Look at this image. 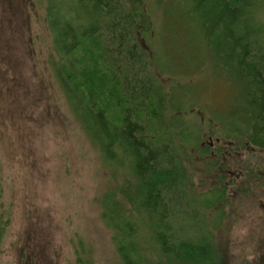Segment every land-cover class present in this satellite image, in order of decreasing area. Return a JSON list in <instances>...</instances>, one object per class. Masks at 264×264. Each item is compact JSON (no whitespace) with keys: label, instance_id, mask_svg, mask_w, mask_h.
Instances as JSON below:
<instances>
[{"label":"trees","instance_id":"16d2710c","mask_svg":"<svg viewBox=\"0 0 264 264\" xmlns=\"http://www.w3.org/2000/svg\"><path fill=\"white\" fill-rule=\"evenodd\" d=\"M177 1L184 38L204 48L211 71L234 89L225 116L208 120L215 123L190 124L182 112L194 88L142 48L149 36L142 0H60L68 15L52 5L48 12L59 95L116 178L98 206L121 264H224L216 233L226 214V170L212 162L223 150L202 139L216 132L228 146L264 150V0ZM166 74L176 83L162 81ZM153 113L160 122L152 123ZM206 156L203 173L218 184L203 191L190 179L202 173L195 159ZM123 169L129 175L121 181ZM3 229L4 222L0 242Z\"/></svg>","mask_w":264,"mask_h":264},{"label":"rangeland","instance_id":"374dc122","mask_svg":"<svg viewBox=\"0 0 264 264\" xmlns=\"http://www.w3.org/2000/svg\"><path fill=\"white\" fill-rule=\"evenodd\" d=\"M51 5L60 16L68 15L60 0H0V264H76L78 259L121 264L98 206L116 178L59 95ZM141 5L149 31L140 39L142 48L194 88L193 103L182 114L190 124L215 123L208 120L225 116L233 86L211 71L204 48L190 34L184 38L179 1L142 0ZM166 76L162 81L176 83ZM150 117L160 122L156 114ZM216 139L215 132L202 141L223 150L222 156L212 154V162L226 170L222 182L228 190L225 219L216 233L220 256L224 264H264V150ZM209 158L195 159L202 173L195 171L190 180L198 190L215 180L203 173ZM125 175L123 169L118 180Z\"/></svg>","mask_w":264,"mask_h":264}]
</instances>
